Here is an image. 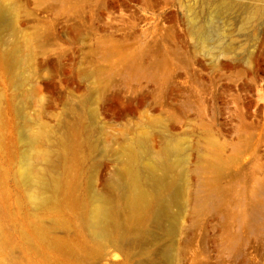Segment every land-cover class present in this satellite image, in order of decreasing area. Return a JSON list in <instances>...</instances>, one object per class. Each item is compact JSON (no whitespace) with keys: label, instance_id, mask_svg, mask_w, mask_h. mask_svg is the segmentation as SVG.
Segmentation results:
<instances>
[{"label":"rangeland","instance_id":"1","mask_svg":"<svg viewBox=\"0 0 264 264\" xmlns=\"http://www.w3.org/2000/svg\"><path fill=\"white\" fill-rule=\"evenodd\" d=\"M0 9V39L19 46L13 78L0 66L1 168L12 161L5 139L20 155L21 135L63 127L68 114L107 144L144 133L155 149L171 141L182 189L160 230L150 226L164 237L144 264H264V0H0ZM214 155L228 161L218 200L194 208ZM19 200L0 173V236L12 233L0 264H41L13 246L4 206L18 219Z\"/></svg>","mask_w":264,"mask_h":264},{"label":"bare ground","instance_id":"2","mask_svg":"<svg viewBox=\"0 0 264 264\" xmlns=\"http://www.w3.org/2000/svg\"><path fill=\"white\" fill-rule=\"evenodd\" d=\"M18 50L16 42L0 39V66L11 70V78ZM75 112L81 115V108ZM124 116L116 112L112 118L123 124ZM64 121L63 127H31L30 135L19 137L20 155L16 139H3L12 161L0 173L11 177L21 194L18 219L9 216L10 204L4 206L20 237L13 246L40 256L41 264H144L164 237L158 231L163 216L182 189L175 173L179 146L170 141L155 149L147 133L107 144L81 116L68 114ZM98 154L108 161L95 163ZM227 163L218 155L205 159L201 170L212 175L207 187L193 193L194 208L218 200L214 181ZM110 164L114 170L107 178ZM151 225L159 229L152 231ZM11 239L12 233L0 236V245ZM115 251L123 255L119 262L112 261Z\"/></svg>","mask_w":264,"mask_h":264}]
</instances>
